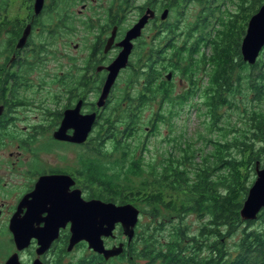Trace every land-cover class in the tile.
<instances>
[{
    "label": "trees",
    "instance_id": "trees-1",
    "mask_svg": "<svg viewBox=\"0 0 264 264\" xmlns=\"http://www.w3.org/2000/svg\"><path fill=\"white\" fill-rule=\"evenodd\" d=\"M14 2L0 0V12L9 11ZM24 3L19 8L32 7V2L26 6ZM166 3L177 15L180 9V17L184 7H199L197 19L186 27V37L191 42L178 43L177 26L170 24L164 62L160 64L165 69H175L191 88H197L194 93L201 91L200 102L190 106L199 104V114L205 117V132L199 131L194 140L184 130L172 135L178 126L177 118L191 99L189 94L174 96L171 82L157 81L160 64L129 65L124 87L116 90L112 101L106 104L84 143V153L78 156L84 166L85 196L119 203L146 196L148 215L154 218L146 231L147 251L139 256L146 258L148 264H264V208L254 220H242L239 215L253 183L256 162L261 164L264 160V106L260 105L264 101V50L251 64L243 60L240 48L247 20L264 0ZM60 10L59 6L57 19H61ZM9 17L5 14L0 30L8 32L5 48L17 50L14 40L22 29L18 22L10 27ZM61 23L68 25L69 33L75 30V23L67 16L62 17ZM46 41L44 38L40 43L44 45ZM39 49L46 47L35 46L36 61L41 59ZM157 50L152 51L160 53ZM138 53L141 59L140 49ZM174 57L186 60L181 66L172 65ZM26 64L32 66L29 61ZM89 78L85 74L81 79L85 89L94 83ZM143 79L145 85L141 88ZM16 80H22L21 76ZM198 80L202 81L199 86ZM243 85L252 96L246 92L242 95ZM243 98L251 102V107ZM155 101L158 104L154 114L145 116L144 109L153 107ZM162 126L168 128V135L150 147L152 137L160 136ZM200 142L203 147L198 145ZM162 145L165 149L158 155ZM190 215L200 221L192 230L187 223ZM163 227L168 229L166 243L160 239ZM225 236L234 238L227 256L222 242ZM187 238L192 239V245L184 246ZM89 260L86 264H125L123 260L106 262L97 256Z\"/></svg>",
    "mask_w": 264,
    "mask_h": 264
},
{
    "label": "flooded vegetation",
    "instance_id": "flooded-vegetation-1",
    "mask_svg": "<svg viewBox=\"0 0 264 264\" xmlns=\"http://www.w3.org/2000/svg\"><path fill=\"white\" fill-rule=\"evenodd\" d=\"M29 1L32 2V7L28 10L24 9L16 14L3 9L0 12L1 24L5 23L3 19L5 14H9L10 27L17 22L21 25L22 30L14 40L16 44L22 37L23 30L26 27L30 28L27 41L22 47L16 45L17 50H12L10 46L5 48V40L9 38L8 32L5 29L0 30L2 48L4 47L0 56V66L4 67L0 74V264H70L67 257L74 253L77 254V259L73 264H86L91 261L89 259L92 256L102 258L106 262L123 260L125 264H148L146 258L139 256L147 251L149 235L146 232L149 230L146 196H136L140 200L114 202L118 206L129 204L139 211L138 221L131 234L124 233L122 223L117 222L112 232L114 234L103 237L106 248L123 246L121 254L105 259L102 253L88 247L89 243L85 239L78 241L69 250L67 247L70 244L72 222L68 215L66 218L63 212L54 213L51 209L54 208L53 202L58 205L67 202L75 190L80 192V195H73L77 199L79 196L88 200L93 198L85 196L83 162L78 159V163L71 162L69 166V163H60L59 159L54 163L51 158L40 157L41 153L52 152L56 145L62 144L78 147L80 156L84 143L88 141L92 131L90 130L86 141L78 144L55 138L54 131L62 126L66 112L79 107L81 114L96 113L97 121L106 104L112 101L115 90L122 82L120 77L127 71L129 65L152 66L164 62L163 53L169 40L167 36L170 24L177 26L175 39L178 43L192 41L190 37H186V27L182 29L179 24L182 20L181 11L178 9L177 15L166 0H45L42 11L36 14L33 4L35 0ZM59 6L62 9L61 19H57L56 9ZM184 8L183 10L187 9ZM150 10L153 14L149 13ZM165 10H168V14L163 18ZM64 16L75 23L73 32L69 33L66 30L68 25H62L61 20ZM144 16H148V20L143 25L141 34L133 39L128 66L120 71L105 103L99 107L97 104L109 73L107 67L123 49L121 42L127 32ZM80 32L82 33L80 40L71 39L73 34ZM44 38H47V41L43 45L40 42ZM58 42L64 44L58 50L62 47L68 48L69 44H74L75 49L82 48V45L87 47L88 52L81 66L76 61L77 58L68 51L60 50L57 53L48 51L51 45ZM35 46L46 47L42 51L39 49L38 57L41 56L39 61L35 59L37 53L33 52ZM139 49L141 59L138 56ZM153 49H159L157 51L160 53L154 54ZM61 55L67 56L68 59L70 57L72 62L61 71L59 63L54 64V68L47 69L48 56L55 58ZM180 59L174 57L172 65H183L186 59L182 58V62H178ZM27 61L32 66L27 67ZM159 66L161 74L157 81L160 84L166 79L167 82H171V90H174L172 85L176 83L178 88L181 84H187L182 92L193 94L197 91V88H191L184 78L180 77L177 83L175 79L177 73L172 67L165 69L163 64ZM170 71L173 75L168 79L166 75ZM41 72H44L45 76L37 77L36 73ZM77 72L80 75L72 76ZM85 74L87 79L90 77L89 80L94 82L88 89L83 86L84 82L81 83ZM19 76L22 80L17 81ZM144 85L145 79L142 80L141 88ZM39 97L41 98L37 101L36 98ZM73 131V127L69 126L66 132L72 135ZM6 150L9 152L5 153ZM52 175H68L73 182H70V179L64 181L67 186L62 183V186L57 188L61 194H53L47 186L38 185L43 178ZM52 219L55 220V224L60 225L58 236L40 253L39 238L33 232ZM18 231L21 233L23 243L27 241L23 246L17 244ZM160 239L162 243L168 240L166 236H160ZM228 239L229 237L225 236L222 240L225 244V256L228 255L230 247ZM191 240L187 238L184 246L190 245Z\"/></svg>",
    "mask_w": 264,
    "mask_h": 264
},
{
    "label": "water",
    "instance_id": "water-1",
    "mask_svg": "<svg viewBox=\"0 0 264 264\" xmlns=\"http://www.w3.org/2000/svg\"><path fill=\"white\" fill-rule=\"evenodd\" d=\"M45 0H35L34 11L39 14L44 6ZM168 10L164 11L163 18L167 17ZM149 13H152L151 10ZM148 20V16H144L139 20V22L134 25L128 32L121 42L123 49L119 51L117 57L113 62L108 65L107 69L109 71L106 78L105 85L101 91V95L98 101V106H103L106 98L109 95L113 84L116 81V77L119 76L120 71L127 67L129 63V58L131 51L133 49V39L141 34L142 28ZM247 28L244 33V37L241 43V50L243 55V60L254 64L258 58L260 51L264 46V3L259 7V9L247 20ZM29 27H26L23 31V35L17 43V47L24 46L29 35ZM173 72H168L166 75L168 79H171ZM96 113L81 114L79 107L74 110L66 112L65 118L63 120L62 126L57 131H54V137L61 140H69L73 142L82 143L88 139L90 130H92ZM72 126L74 133L72 135L67 134L68 127ZM256 178L248 188V193L243 201V205L240 210L242 220H254L258 218V214L264 208V165L260 166V163L256 162ZM72 178L68 175H52L43 178L38 185L47 186L51 189L53 194H61V191H57L58 187L62 186L64 181ZM69 182V183H70ZM66 184V183H64ZM67 186V184H66ZM80 195L79 190L72 191V195L67 202L63 204H56L53 202L54 208L51 209L54 213H61L69 216L71 220V238L69 250L78 241L85 239L90 248L98 253H102L105 259L121 254L123 251V246H113L112 248H106L104 244V236H112L114 233V228L117 222H121L123 226V232L131 234L133 228L138 221V209L129 204L117 205L112 201H105L99 198L84 199L79 196L77 199L73 195ZM45 226L37 228L33 234L39 238L40 248L38 252L42 253L46 250L53 240L58 236V230L60 225L55 224V220L46 222ZM19 232V231H18ZM20 232L18 233L17 244L23 246L27 241H24L20 237Z\"/></svg>",
    "mask_w": 264,
    "mask_h": 264
},
{
    "label": "rangeland",
    "instance_id": "rangeland-1",
    "mask_svg": "<svg viewBox=\"0 0 264 264\" xmlns=\"http://www.w3.org/2000/svg\"><path fill=\"white\" fill-rule=\"evenodd\" d=\"M15 2L10 4V8L8 9L9 11L13 13H17V12H20L22 10H24V8H19L20 7V3L25 2V4H27L29 2V0H14ZM26 6V5H25ZM232 7V6H231ZM199 7L196 5V4H192L190 5L189 7H187L186 10H183L184 11V15L181 16L182 20L181 22L179 23L183 28L187 27L189 23L191 22H194L196 19H197V15L199 13ZM175 15V13H174ZM171 20H173V16L171 17ZM80 35H82V33L80 32V34L78 33H75L73 34V36H71V39H74V41L76 40H80ZM5 36H6V33H5ZM1 37V36H0ZM2 40L0 38V51L4 48H2ZM61 45H64L62 42H58L56 44H53L49 47L48 51L49 52H55L57 53V51L59 52L60 50L61 51H68L69 54L72 53V55H74L77 59L76 61L78 62V64L81 66V64L84 62V58H86V55H87V52H88V49L86 46H83L82 45V48L80 47V49H75L73 48V45L74 44H69V47L68 48H65V47H62L58 50V48L61 46ZM264 50V48L262 49V51ZM72 51V52H70ZM262 51H260V54H259V58L262 56ZM74 56H71V57H74ZM54 57V56H53ZM49 57V61H48V64H47V69L50 67V68H54L55 65L54 64H61V66L59 67L60 68V71L65 69V66L70 64V62H72L70 60V57L69 59L67 58V56H62L61 57ZM264 57V55L262 56ZM48 60V59H47ZM203 70V68L201 69ZM127 71H125L123 73V75H121V80L122 82L119 84V88H121L122 86L124 87L125 85V82H124V78L127 76ZM37 77H44L45 74L44 72H41V73H36ZM76 75H80V73H75L73 74L72 76H76ZM182 78V76H181ZM175 79H176V82L178 83V80L180 79V76H178L177 74L175 75ZM208 79L206 78L205 80V83H207ZM202 82V81H201ZM187 84H181L180 87L178 88L177 87V84L174 83L172 86H174V90L172 92V94L174 96H179V95H182L183 93L186 94L188 96H190V100H187V102L185 103V106H184V109H183V112L180 113L181 115L177 118V122H178V126L177 128L173 131L174 133L172 135H177L179 134L180 132H183V130L185 131V134L187 136H190V137H193V140L197 137V133L199 131L201 132H205L204 130V124H202L204 122V119L205 117L203 116V114H199V110H198V106L199 104H193V106H190L192 103H197V102H200L201 98H200V95L202 94L201 91L199 93H194V94H190V93H186V91H183V88L186 86ZM244 86V90H243V96H245V92L248 93L250 96H252V92H248L247 91V88L245 85ZM48 88H50V86L48 85ZM119 88H117L116 90H118ZM115 90V91H116ZM118 92V91H117ZM91 95V94H90ZM249 96V97H250ZM247 97V96H246ZM41 97L39 98H36L37 101H39ZM243 101L244 103L247 104L248 107H251V102L247 101V99H244L243 98ZM243 101H241L243 103ZM155 105L151 108H146L144 109L145 111V116H148V115H151V114H154V110L157 109V104L158 102H154ZM262 106H264V101H263V104H260ZM203 111V110H202ZM237 119V116L234 115L233 116V120H236ZM162 128L161 132H160V136H156V137H152L153 138V141H152V144L150 145V147L154 148V143L157 144L158 140L160 139H164V137L166 136V134L168 135V128H165V126H162L160 127ZM43 139V138H42ZM44 141V140H42ZM198 145H201L202 146V143H198ZM162 147V149H158L157 151V154L160 155L159 153H162L163 152V149H165V146L162 145L160 146ZM203 147V146H202ZM9 152L8 150L5 151V153ZM79 153H80V149L76 146H72V145H67V144H62V145H56V147H54V149H52V152H48V153H41V159H44V158H51L52 161L55 163L58 159L60 160V163L64 164V163H69V166H71V162L73 163H78V156H79ZM81 153H84V149L81 150ZM152 154V153H151ZM63 159V160H62ZM264 165V160L261 162L260 166H263ZM256 170L253 172V181L255 180L256 178ZM154 217H151V215H149V218H148V222H151V219H153ZM197 218L190 215L188 216L187 218V223L191 226V229H194L195 227L198 226L199 222L200 221H196ZM174 222H177V220L174 219ZM169 225V224H168ZM168 229H163V235L161 236H166V239H167V231ZM230 238V237H229ZM233 240L234 238H230L228 239L227 241L229 242V245H233L231 243H233ZM76 259H77V254L74 253V254H70L69 257H67V261L70 262V264H73L74 262H76Z\"/></svg>",
    "mask_w": 264,
    "mask_h": 264
}]
</instances>
